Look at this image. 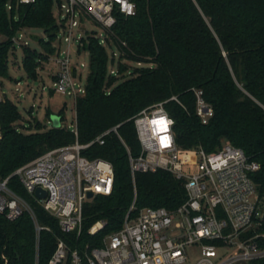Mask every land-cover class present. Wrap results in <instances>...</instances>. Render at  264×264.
I'll return each instance as SVG.
<instances>
[{"label": "trees", "instance_id": "16d2710c", "mask_svg": "<svg viewBox=\"0 0 264 264\" xmlns=\"http://www.w3.org/2000/svg\"><path fill=\"white\" fill-rule=\"evenodd\" d=\"M5 2L0 1V33L11 37L21 28L47 33L46 40L37 39L39 50L22 48L23 71L28 78L37 79L36 67L55 51L53 0H35L16 8L13 2L10 13ZM132 2L133 15L114 13L113 40L120 52L117 62L97 38L83 40L89 53V72L85 92L74 105L76 135L71 128H45L40 122L34 123L33 132L23 133L16 126L21 118L16 105L6 97L0 102L1 179L50 149L75 141L88 144L117 126V134L110 132L103 144L94 142L81 152L88 159L110 162L114 171L112 193L86 201L82 233H62L56 220L32 202L38 223L49 230L40 232L36 249L33 224L26 213L14 221L0 215V264H47L58 238L80 251L86 244H98L104 235L121 227L134 187L132 213L143 207L172 210L185 200L182 182L169 172H137L134 183L131 179L128 152L132 157L140 153L131 118L158 102H163L174 121L180 148L202 147L210 152L229 142L259 164L250 176L257 190L264 191V0ZM9 54L10 41L6 39L0 43V77L6 79L11 78ZM120 60L150 66L130 69ZM111 66L117 75L110 74ZM194 90L202 92L213 110L206 124L196 115ZM57 116L63 120L61 112ZM9 186L29 198L15 177ZM98 220L106 223L104 229L96 236L89 235L87 229ZM248 264H264V258Z\"/></svg>", "mask_w": 264, "mask_h": 264}, {"label": "built area", "instance_id": "2783aa9c", "mask_svg": "<svg viewBox=\"0 0 264 264\" xmlns=\"http://www.w3.org/2000/svg\"><path fill=\"white\" fill-rule=\"evenodd\" d=\"M13 2L16 8L35 0H6L7 13L11 12ZM53 6L58 12V21L54 17L55 51L36 67L37 78L44 71L45 63L53 61L57 68L55 73L50 72L54 90L72 96L75 105L76 99L85 92V83L82 84L78 66H71V44L75 43L76 53L80 55L86 50L83 40L89 36L97 38L104 47L109 41L114 43V13L131 16L135 13V4L132 0H53ZM85 18L99 24L105 34L91 32L85 38L80 33L73 35V29ZM26 29H19L11 37L0 33V43L6 39L10 41L9 57H16V49L22 51L23 47L30 46ZM61 37L67 44L63 50L57 40ZM120 44L125 45L124 42ZM86 52L89 72V53ZM111 55L115 61L117 54L112 52ZM79 66L84 67L85 63ZM110 74L117 75L114 66L110 67ZM194 94L196 115L206 124L213 110L203 100L200 90H194ZM4 98L0 93V102ZM171 99L176 100L175 97ZM131 120L140 144L137 156L132 157L128 152L132 182L137 172H169L182 182L185 200L172 210L143 207L132 213L136 200L134 187L133 201L118 230L104 235L98 244H86L82 251L70 249L58 238L47 264H248L264 258V191L257 190L250 176L259 169V164L227 141L210 152L202 147L180 148L175 141L174 121L163 102L142 109ZM116 128L102 132L88 144L75 141L50 149L0 178V215L14 221L26 213L33 224L36 249L40 232L49 228L38 223L32 202L56 220L62 233L79 236L83 231L84 206L90 199L87 194L92 193L93 198L112 193L114 171L111 163L101 158L88 159L81 152L94 142L103 144L107 134H117ZM71 129L76 135L75 112ZM12 177L29 198L9 186ZM37 188L45 192L43 197L35 194ZM105 225L103 220H98L87 233L96 236ZM198 245L203 250L225 248L226 251L216 261L200 257L189 263L186 249Z\"/></svg>", "mask_w": 264, "mask_h": 264}, {"label": "rangeland", "instance_id": "374dc122", "mask_svg": "<svg viewBox=\"0 0 264 264\" xmlns=\"http://www.w3.org/2000/svg\"><path fill=\"white\" fill-rule=\"evenodd\" d=\"M64 2V0H62ZM52 14L58 21V12L55 6L52 7ZM95 32L96 34H105L104 29L91 19L85 18L83 22L73 29V35H80L85 38L88 33ZM27 39L30 46L33 48L40 47L37 44L38 38L46 40L47 33L41 29H26ZM60 41L61 50L66 49L67 44L63 38L57 39ZM57 41V42H58ZM57 44V43H56ZM107 54L111 57V53L115 52V62L119 60V50L112 41L105 45ZM15 59L10 56L8 59V73L10 79L0 77V93L8 100L16 105L21 118L16 122V126L23 133H30L35 130L34 123L40 122L45 128L53 127L51 116H57L60 112L63 120L59 122V126L71 128L74 124V99L72 96L62 94L54 90L53 80L50 72L57 71L56 65L53 61H48L44 65V71L40 72L37 79H30L26 76L22 68V51L16 49ZM71 52V66H78V73L82 74V84L85 83V78L88 73V54L86 50L82 51L80 55L76 53V45L73 42L70 46ZM53 58V56H51ZM81 62L85 63L84 67H80ZM123 63L129 65L130 69L134 67L150 66V64H137L122 60ZM44 86V89L42 87ZM151 106V105H150ZM47 112L50 116H47ZM189 263L194 262L200 257H208L214 261L222 257L226 251L225 248H217L215 250H203L200 245L191 246L187 249Z\"/></svg>", "mask_w": 264, "mask_h": 264}, {"label": "water", "instance_id": "95a60500", "mask_svg": "<svg viewBox=\"0 0 264 264\" xmlns=\"http://www.w3.org/2000/svg\"><path fill=\"white\" fill-rule=\"evenodd\" d=\"M51 117H52V121H53V127H58L59 126V122H60V117L59 116H51ZM35 194L37 196H39V197H43L45 195V192L42 189L37 188L35 190ZM87 197L91 198L92 197V193H88Z\"/></svg>", "mask_w": 264, "mask_h": 264}]
</instances>
